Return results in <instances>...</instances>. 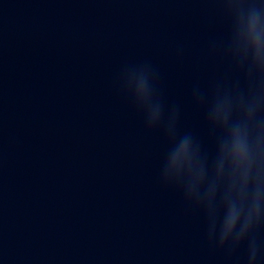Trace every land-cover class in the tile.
<instances>
[{
	"label": "water",
	"instance_id": "obj_1",
	"mask_svg": "<svg viewBox=\"0 0 264 264\" xmlns=\"http://www.w3.org/2000/svg\"><path fill=\"white\" fill-rule=\"evenodd\" d=\"M0 264H264V87H0Z\"/></svg>",
	"mask_w": 264,
	"mask_h": 264
}]
</instances>
